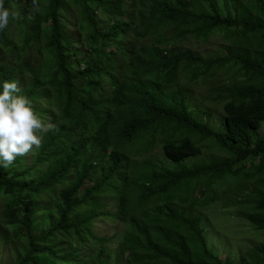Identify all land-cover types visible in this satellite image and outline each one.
I'll use <instances>...</instances> for the list:
<instances>
[{
  "label": "trees",
  "instance_id": "trees-1",
  "mask_svg": "<svg viewBox=\"0 0 264 264\" xmlns=\"http://www.w3.org/2000/svg\"><path fill=\"white\" fill-rule=\"evenodd\" d=\"M11 3L21 16L0 32V92L17 81L35 114L58 128L0 167V225L21 245L13 264H105L111 239L96 234L99 219L124 225L128 264H234L210 247L201 211L219 201L217 185L236 179L241 193L253 183L240 217L264 232V0H231L236 14L216 0H39L43 14L32 0ZM221 32L230 35L221 57L178 47ZM229 67L235 82L218 131L195 119L178 85ZM195 140L228 156L189 168L202 154ZM238 264H264V245Z\"/></svg>",
  "mask_w": 264,
  "mask_h": 264
},
{
  "label": "rangeland",
  "instance_id": "rangeland-1",
  "mask_svg": "<svg viewBox=\"0 0 264 264\" xmlns=\"http://www.w3.org/2000/svg\"><path fill=\"white\" fill-rule=\"evenodd\" d=\"M216 1L219 2V7L225 14H236L234 7L231 8V0ZM234 1L242 4L249 0ZM237 6L240 7L239 5ZM225 33L226 35L224 32L217 33L212 37L210 42H204L189 36L187 39L179 41L178 47L192 50L204 58H218L226 55L228 53L227 48L230 46V42L227 39L230 35L227 32ZM240 40L247 43V38L241 37ZM230 68L217 71L216 74L200 78L195 82L189 81L190 75L187 74L185 77H182L178 85L179 88L184 90L188 101L187 104L189 109L194 113L195 119L202 123H209L210 126L218 131H222L225 128L226 115L224 107L226 103L222 101V98L228 95L225 87L231 86L233 89V83L235 82H233V78L235 77L234 73L236 74L237 68L229 72ZM227 70L229 73L226 72ZM262 83L261 80H258L255 84L259 86ZM259 133L264 138V123H261ZM195 142L202 149V154L186 160L185 164L189 168H197L214 160H222V158L224 159L228 156L227 153L222 152L218 148L210 149L209 145L211 143L204 142L199 144L196 140ZM154 152L159 154L160 160L165 163L162 147L159 146ZM31 153L32 151L30 155ZM235 180H227L226 183H222L224 185H217L216 190L219 201L212 208L205 209L201 213L207 216L203 220V227L207 230L205 236H207L210 247L214 248L213 250L223 259L238 264L248 251L264 245V232H257L253 227H250L248 222L240 217L241 214L247 213L252 208L250 204L252 198L250 196L252 191L256 190L255 185L253 183L248 184L249 188L240 193L241 183ZM258 185L264 187V180ZM202 191L207 196L205 198L211 197V192L204 187H201L198 191L199 195H202ZM4 201L5 198L0 193V220L5 211ZM108 210L113 214L117 213L115 201L112 202ZM50 226L43 221L40 225L43 229ZM94 228L96 234L100 237L111 239V242L107 244V253L104 255L105 264H116L117 260L121 264H128L127 254L123 253L121 248L124 225L118 222L113 223L99 219L95 222ZM9 236H12L10 228L0 225V264H13L16 253L21 249V245L12 244ZM4 237L7 238V243H4L6 241ZM82 254L84 255L86 252H82Z\"/></svg>",
  "mask_w": 264,
  "mask_h": 264
},
{
  "label": "clouds",
  "instance_id": "clouds-1",
  "mask_svg": "<svg viewBox=\"0 0 264 264\" xmlns=\"http://www.w3.org/2000/svg\"><path fill=\"white\" fill-rule=\"evenodd\" d=\"M32 13L43 14L39 0H32ZM32 13L28 14V20L34 18ZM20 16L16 3L6 7L5 0H0V32ZM21 91L17 81H3L0 92V167L5 169L11 168L17 158L28 156L34 148L39 149L49 132L58 131L55 124L46 123L35 114L32 101L21 95Z\"/></svg>",
  "mask_w": 264,
  "mask_h": 264
}]
</instances>
